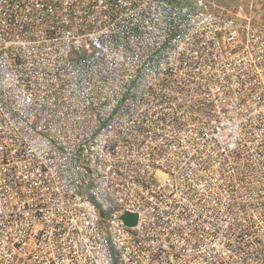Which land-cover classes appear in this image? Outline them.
Instances as JSON below:
<instances>
[{
  "label": "built area",
  "instance_id": "built-area-1",
  "mask_svg": "<svg viewBox=\"0 0 264 264\" xmlns=\"http://www.w3.org/2000/svg\"><path fill=\"white\" fill-rule=\"evenodd\" d=\"M67 1L63 13L62 0H0V264H214L219 249L234 247L222 235L239 229L262 246L257 262L264 264V226L254 204L264 200V163L262 171L240 167L237 147L169 143L132 145L109 157L111 137L174 136L160 128L165 123L210 121L217 124L201 126L199 134L215 137L222 123L239 120L235 107L250 71L130 68L150 80L127 85L144 91L141 121L149 124L114 130L104 100L92 128L80 125L79 101L49 94L48 79L30 75L82 69L70 59L78 47L62 39L79 10L85 9L81 30L88 31L89 13L137 26L157 20L156 5ZM101 135L109 139L101 143L95 138ZM83 136L93 137L89 153L75 140ZM125 212L137 214L135 225L124 223ZM245 217L247 227H240Z\"/></svg>",
  "mask_w": 264,
  "mask_h": 264
},
{
  "label": "rangeland",
  "instance_id": "rangeland-1",
  "mask_svg": "<svg viewBox=\"0 0 264 264\" xmlns=\"http://www.w3.org/2000/svg\"><path fill=\"white\" fill-rule=\"evenodd\" d=\"M146 1V0H143ZM156 5L153 16L140 25L110 21L105 23L89 13L84 23L90 30L83 31V13L80 11L72 28L62 32L64 44L77 46L73 53L81 70L62 75H30L33 79L47 78V92L57 94L60 99L79 101L77 114L80 125L97 122V106L104 100L111 105L113 129L117 126L131 130L134 126L149 123L141 121L146 115V102L141 89L128 87L129 81L145 84L141 72L129 70L149 67H214L246 68L250 71L246 89L235 107L237 121L222 123L214 137L200 135L201 126L212 129V122H174L160 127L175 130L172 137L149 138L134 135L122 138L111 137L113 159L126 154L132 145L149 146L156 144H175L185 148L206 146L237 147L242 152L240 162L243 167L262 171L264 163V0H147ZM141 2V0H140ZM63 13L68 1L62 0ZM97 3L102 6L100 0ZM84 5H82L83 9ZM81 9V6H80ZM149 10L148 16L151 17ZM147 16V17H148ZM88 24V25H89ZM122 69V70H121ZM51 85V87H50ZM103 107V106H101ZM241 118V119H240ZM116 119V120H114ZM140 121V122H137ZM161 125V123H157ZM198 133V134H197ZM210 137V139H209ZM93 137H77L75 140L86 147ZM95 138L108 140L104 135ZM163 142V143H162ZM118 147L117 149H115ZM107 161V153L105 154ZM98 155H96V163ZM108 162V161H107ZM249 203V202H248ZM262 203V204H260ZM256 212L264 226V200L255 201ZM260 204V205H259ZM240 219V227H247L248 217ZM250 218V217H249ZM247 232V233H246ZM222 239L232 240V249L221 248L215 254L218 263L214 264H260L257 262L258 250L248 231L239 229L224 233Z\"/></svg>",
  "mask_w": 264,
  "mask_h": 264
},
{
  "label": "water",
  "instance_id": "water-1",
  "mask_svg": "<svg viewBox=\"0 0 264 264\" xmlns=\"http://www.w3.org/2000/svg\"><path fill=\"white\" fill-rule=\"evenodd\" d=\"M122 219L125 224L132 226L137 222V214L132 212H125Z\"/></svg>",
  "mask_w": 264,
  "mask_h": 264
}]
</instances>
